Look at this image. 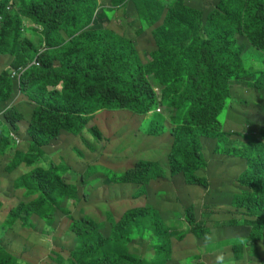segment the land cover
<instances>
[{
	"label": "trees",
	"instance_id": "1",
	"mask_svg": "<svg viewBox=\"0 0 264 264\" xmlns=\"http://www.w3.org/2000/svg\"><path fill=\"white\" fill-rule=\"evenodd\" d=\"M119 11L135 12L150 26L161 20L151 31L156 49L148 64L141 63L129 39L105 26ZM1 64L0 156L15 154L11 162L6 159L8 173L28 168L13 188L35 197L12 209L5 223L21 221L29 228L37 218L51 224L57 212L71 220L75 247L67 257L49 256L54 264H189L190 257H200L190 249L201 244L209 253L221 251L223 257L214 258L219 264H264V0H204L201 5L188 0H0ZM149 74L161 87L160 98ZM242 85L248 86L246 93ZM256 93L260 97L253 101ZM234 97L249 105V116L260 114L261 124L236 113L229 104ZM26 104L33 106L29 124ZM160 105L173 113L168 127L172 143L162 161L137 157L120 171L88 169L76 184L64 177L66 165H46L44 148L64 132L69 139L88 132L102 141L104 132L91 124L98 113L126 111L141 117ZM224 111L228 125L232 120L255 125L257 135L236 133L232 139L225 119L220 120ZM158 121L149 122L148 135L163 134L164 124ZM203 138L216 141V154L242 162L230 197V215L239 216L226 225H214V214L205 216L207 207L199 197L184 194L179 201L171 192L175 186L180 192L190 186L210 191L212 178L202 173L209 163ZM98 174L110 186L135 188L138 200L147 196L151 183L167 181L157 190L162 203L156 210L139 204L122 214L107 208L106 233L88 215L75 220L68 203H81L80 185L102 179ZM175 210L182 211L187 233L168 228L166 216ZM244 222L249 230L238 238L233 228ZM216 226L220 233L229 232L225 241L216 240ZM0 264H21L1 240Z\"/></svg>",
	"mask_w": 264,
	"mask_h": 264
},
{
	"label": "rangeland",
	"instance_id": "2",
	"mask_svg": "<svg viewBox=\"0 0 264 264\" xmlns=\"http://www.w3.org/2000/svg\"><path fill=\"white\" fill-rule=\"evenodd\" d=\"M188 1L195 5H201L204 0ZM161 23L160 20L155 25H146L138 18L135 12L123 13V11H119L116 13V17L109 21V23H106L105 26L129 39L133 43L141 63L146 65L152 61L149 57L150 52L156 49L153 34L151 33L152 28L157 27ZM248 52L249 50H247V53ZM182 67L183 66H179L175 69H181ZM2 68L3 64L0 65V70ZM171 72L176 71L171 70ZM14 75L15 73H12V76ZM147 79L152 85L157 97L160 98L161 87L155 80L156 78H154L152 74H149L147 75ZM251 80L254 81L255 78ZM241 87L244 88V93L249 89L247 85H242ZM236 90H239V88L237 89L236 87ZM258 97L260 96L256 93V95L251 98L253 101H257ZM229 104L232 107L236 106V113L240 114L243 119H249L251 122H255L257 124L256 126L261 124L258 118L263 117L255 112L249 116L248 110H251V108L249 105L246 106L242 103L240 98H231ZM24 109L25 121L29 124L33 114V106L26 104ZM156 112H160L159 116L156 115ZM261 112H263V110H260V113ZM172 116L173 113H171V111L168 113V110L163 108L162 105L155 111L148 112L141 117H135L126 111H102L98 113L91 122V124L99 126L104 132L103 140L100 141L101 143L95 141L93 135L88 132H84L81 137L73 136L70 139L69 136L66 135L67 133L64 132L58 140L53 141L48 147L44 148L46 152V165L50 163H55L61 167L66 165V169H68L64 177L69 183L76 184L81 181L82 174H86L85 171L88 169L101 173L109 169L120 171L125 169L128 164L131 165L132 162L136 161L137 157L148 161H159L166 155L171 147L172 139L168 132V127H170L169 121H171ZM155 118L159 119L158 122L160 124H164L162 129L165 130H161V133H163L162 135L160 134L154 137L148 135V128L149 122ZM223 119H225L223 121L225 126L224 129L233 133L232 139L236 137V133H241V136L244 138L257 135V132L252 129L256 127L255 125L249 124L254 127H247L244 122L239 123L235 120H232L233 123H229L231 125H228L229 121H226L225 111L220 117L221 121ZM157 128H159V125H157ZM11 132L12 131L9 133ZM83 137L90 142L94 150L90 149V147L83 142ZM202 140L205 141L204 152L208 156L207 161H209L207 165L208 169L202 173L203 175H210V178H212L210 191L207 192L205 188H201L200 186H190L181 192L177 186L172 188V190L170 188L166 189L171 190V192L178 197L179 201L184 199V197L180 196L184 194H188L195 198L199 197V199L203 200V204H207V209L204 212L205 216L206 214H214L210 219L217 221L214 225H219L222 222H225L223 225H226L229 219H234V217L238 219L239 216L230 215L232 210L230 197L234 194L232 192L237 190L236 178L238 174L242 172V162L238 159L225 158L220 154H216V141L204 138ZM70 143L72 144L70 145ZM25 151H27L26 146ZM14 155V153H8L4 156H0L1 243L9 253L19 259L21 264H54V260L50 259L49 256L55 257L57 253H60L62 256L67 257L69 252L75 247L76 240L74 239L75 236L73 231H71V220L57 212L56 215L54 214L55 220L51 224H49L46 219L37 220V218L36 220H32V227L29 228H25L21 221H16L12 225H7L5 223L6 217L12 209L16 208L20 203H29L35 198L26 196L21 189L15 190L13 188L16 178L26 174V170H28V168L23 165L13 173L6 172L5 167L8 164L6 159L11 162ZM91 165H96L97 167L93 168ZM98 176L102 179L94 181L93 183L92 179H90L89 184L80 185L79 197L82 202H69L68 208L72 211V216L75 220H79L83 215H88L100 225V228H102L105 233L110 228L105 218L107 208L113 209L114 213L121 212L122 214L125 210L134 208L139 204L140 206H145L149 203L151 207H153L151 209H154L158 207L157 204L161 202L158 198L159 193L157 190L164 189L167 182L159 181L151 183L147 189V196L138 200L133 197L135 188L127 187L125 190L124 188L110 186L101 174H98L97 177ZM206 177L208 178V176ZM85 193L88 195V200L85 199ZM165 195L166 191L162 193L163 197ZM218 198L222 201L217 200ZM116 200L118 202L117 205H111V203ZM170 200L174 199L171 198ZM216 200L218 203H216ZM211 206L217 207L218 211L213 212ZM173 208L175 209V207ZM181 214H183L182 211H171L168 216H166L168 217L166 222L169 229L177 228L179 232L187 233L189 226L181 217ZM240 216L243 217L242 214H240ZM248 227L246 223H241L238 227L233 228V231L237 235L242 236L249 230ZM216 229H218L217 226ZM231 230L232 229H230V231ZM222 234L224 236L222 238H225L229 232L227 235L224 233ZM203 245L204 244H201L199 247L202 249V252H206L207 249L203 248ZM190 251L195 253L198 249H191ZM195 257H190L189 264H212L209 261L197 260V257Z\"/></svg>",
	"mask_w": 264,
	"mask_h": 264
},
{
	"label": "crops",
	"instance_id": "3",
	"mask_svg": "<svg viewBox=\"0 0 264 264\" xmlns=\"http://www.w3.org/2000/svg\"><path fill=\"white\" fill-rule=\"evenodd\" d=\"M217 200H219V201H222L221 199H217ZM216 200V203H218V201ZM205 205H207L206 203H205ZM211 208H212V210H214V211H218V208L217 207H214V206H211ZM213 214H206V216L207 217H210V216H212ZM217 230V241H225V239L224 238H222V237H224L223 236V234L222 233H220L219 231H218V229H216ZM236 237V236H235ZM237 237L238 238H241L242 236H240V235H237ZM212 242V240L210 241V243ZM197 249H198V251H196L195 252V254H197V255H199L200 257L198 258L197 257V260H204V261H209V262H211L212 264H219V260H215L214 258H220V257H223L222 256V254H220V252H216L215 253V255H214V253H209V248H207V252L208 253H205V254H203L202 253V249L200 248V247H197ZM227 249L228 248H225L224 249V252H226L227 251ZM191 250V249H190ZM214 255V256H213ZM229 255H231L232 257H233V255L230 253ZM227 257V256H226ZM190 261L189 260H187L185 263H189ZM195 262V261H194ZM244 262H246V257H245V260H244Z\"/></svg>",
	"mask_w": 264,
	"mask_h": 264
},
{
	"label": "built area",
	"instance_id": "4",
	"mask_svg": "<svg viewBox=\"0 0 264 264\" xmlns=\"http://www.w3.org/2000/svg\"><path fill=\"white\" fill-rule=\"evenodd\" d=\"M12 4V1L10 2V5ZM8 6V9H10L11 8V6ZM11 137H13L14 139H15V141L17 142V144H19L20 143V141H19V139L14 135V134H11Z\"/></svg>",
	"mask_w": 264,
	"mask_h": 264
},
{
	"label": "clouds",
	"instance_id": "5",
	"mask_svg": "<svg viewBox=\"0 0 264 264\" xmlns=\"http://www.w3.org/2000/svg\"><path fill=\"white\" fill-rule=\"evenodd\" d=\"M32 64H35V65H39L36 61H34ZM13 73H15V72H13ZM16 74V73H15ZM15 76V75H14ZM160 113V112H159ZM11 134H14L13 132H11L10 133V136H11ZM15 135V134H14ZM16 136V135H15ZM14 141H15V139L13 138V137H11ZM20 141V140H19ZM15 143H16V145L18 146V145H20L21 144V141H20V143L19 144H17V142L15 141Z\"/></svg>",
	"mask_w": 264,
	"mask_h": 264
}]
</instances>
